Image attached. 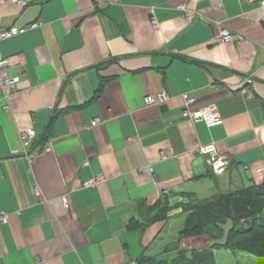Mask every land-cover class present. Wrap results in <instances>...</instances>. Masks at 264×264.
Here are the masks:
<instances>
[{
    "label": "crops",
    "instance_id": "0c3cea01",
    "mask_svg": "<svg viewBox=\"0 0 264 264\" xmlns=\"http://www.w3.org/2000/svg\"><path fill=\"white\" fill-rule=\"evenodd\" d=\"M30 24L0 41L25 58L9 70L20 89H0V264L166 260L182 204L263 182L264 0H0V29ZM162 89L172 98L145 105ZM184 92L223 123L185 118ZM208 142L230 159L222 173L198 153Z\"/></svg>",
    "mask_w": 264,
    "mask_h": 264
},
{
    "label": "trees",
    "instance_id": "16d2710c",
    "mask_svg": "<svg viewBox=\"0 0 264 264\" xmlns=\"http://www.w3.org/2000/svg\"><path fill=\"white\" fill-rule=\"evenodd\" d=\"M166 208L167 206H161L153 218L164 219ZM182 210L195 212L190 214L181 227V236L200 233L203 224L219 232L223 229L222 225L230 221L225 243H214L213 248L225 246L231 252L239 250L264 259V221L261 219V212L264 210V180L259 185L252 183L235 191L200 199L197 204L188 201L182 204ZM212 252V248L199 251L177 250L170 264L180 256L182 263L178 262L179 264H215ZM136 264H168V261L142 256Z\"/></svg>",
    "mask_w": 264,
    "mask_h": 264
},
{
    "label": "built area",
    "instance_id": "2783aa9c",
    "mask_svg": "<svg viewBox=\"0 0 264 264\" xmlns=\"http://www.w3.org/2000/svg\"><path fill=\"white\" fill-rule=\"evenodd\" d=\"M2 2L15 4L20 8H25L30 3V0H2ZM183 11H188L185 5L179 6ZM186 19L189 21L190 16H187ZM153 24L156 25V20L153 19ZM35 26V24H30L24 27H18L15 25L8 26L6 28L0 29V41L11 38L18 34L23 33L27 28ZM217 39L222 42H232L234 41V36L224 27H220L216 35ZM25 58L22 53H17L12 56H4L0 52V89L2 90L5 98H9L10 95L19 90L20 84V75H10L9 70L15 65L20 70L24 69ZM247 82H251L250 78L246 79ZM171 94L166 90L162 89L156 93H150L144 96V103L147 106L150 105H159L167 100L171 99ZM182 100V114L185 118L189 119L192 122H202L207 127L220 126L223 123V118L220 115L218 106L216 103L211 102L203 106H195L197 98L191 95L189 92H184L180 94ZM101 123L99 118H95L91 121V126H96ZM33 129L27 128L22 133L20 137L22 139L29 138L33 135ZM198 153L205 156L208 164L211 166L214 173H221L230 163V159L226 156L220 155L217 152L216 146L213 142H208L201 144L198 148ZM35 156L34 153H30L27 158L29 161ZM103 178L98 176L84 182V186H91L102 182ZM37 187V186H36ZM38 189L35 188V192ZM61 202L65 209L69 207L68 196L66 194L60 197ZM4 219V217L2 218Z\"/></svg>",
    "mask_w": 264,
    "mask_h": 264
},
{
    "label": "rangeland",
    "instance_id": "374dc122",
    "mask_svg": "<svg viewBox=\"0 0 264 264\" xmlns=\"http://www.w3.org/2000/svg\"><path fill=\"white\" fill-rule=\"evenodd\" d=\"M225 170V169H224ZM223 170V171H224ZM222 173V172H221ZM239 189V188H238ZM234 190H229V191H235ZM225 193V192H223ZM214 196V195H213ZM213 196H209L208 198H211ZM200 199H196L191 197L189 201L197 202ZM195 211H188L184 210L183 213L178 214L172 218L170 221V227L166 231V234L164 235V238H166L164 248L163 250H156V254L160 255V251H166V260L168 261V264H170L171 260L176 256V251L172 250H206L212 248L213 250V257L215 264H264V259L254 256L249 253H244L239 250L231 252L230 250L226 249L225 246L221 247H214V243H225V235L228 232V229L230 228V221L226 222L224 225H222V230L221 231H215L213 230L209 225L203 224L202 229L200 233L194 234V235H189V236H181L180 235V229L184 225L185 221L189 218L190 214ZM261 219L264 221V210L261 212ZM192 240V241H191ZM195 241L196 243L199 244H206L202 248H189L188 247L184 248L183 243L189 244L191 242ZM202 246V245H201ZM148 254L152 253L147 252ZM152 255V254H151ZM189 255V254H188ZM182 256H180L177 260L173 261V264H179L182 263ZM179 262V263H178Z\"/></svg>",
    "mask_w": 264,
    "mask_h": 264
}]
</instances>
